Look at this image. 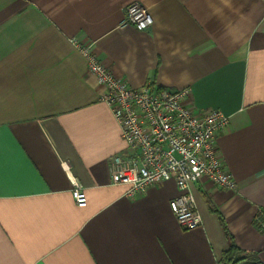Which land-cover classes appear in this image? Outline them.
I'll list each match as a JSON object with an SVG mask.
<instances>
[{"label": "crops", "instance_id": "0c3cea01", "mask_svg": "<svg viewBox=\"0 0 264 264\" xmlns=\"http://www.w3.org/2000/svg\"><path fill=\"white\" fill-rule=\"evenodd\" d=\"M134 2L147 31L126 22ZM76 43L132 88H189L230 119L236 188L192 184L200 227L178 224L173 181L112 184L127 145ZM232 241L264 264V0H0V264H226Z\"/></svg>", "mask_w": 264, "mask_h": 264}, {"label": "built area", "instance_id": "2783aa9c", "mask_svg": "<svg viewBox=\"0 0 264 264\" xmlns=\"http://www.w3.org/2000/svg\"><path fill=\"white\" fill-rule=\"evenodd\" d=\"M126 22L137 31L154 25L149 9L140 3L128 5ZM86 59L89 72L105 88L102 100L116 119L127 150L111 160L112 184L127 187L134 197L149 187L173 181L179 195L170 201L178 224L188 230L202 225L191 192L193 183L203 179L222 189L234 190L236 181L226 167L218 136L230 124L219 110L198 111L190 105L192 90L154 87L148 83L132 88L117 77L93 53L89 45L76 43ZM72 195L79 208L88 197L83 186L72 180ZM263 215L258 218L261 221Z\"/></svg>", "mask_w": 264, "mask_h": 264}, {"label": "trees", "instance_id": "16d2710c", "mask_svg": "<svg viewBox=\"0 0 264 264\" xmlns=\"http://www.w3.org/2000/svg\"><path fill=\"white\" fill-rule=\"evenodd\" d=\"M224 261L226 264H239V263H250V264H262L255 253H246L240 249L233 241L225 253Z\"/></svg>", "mask_w": 264, "mask_h": 264}]
</instances>
